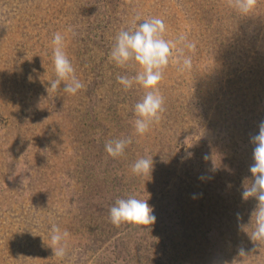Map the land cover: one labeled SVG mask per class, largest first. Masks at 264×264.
Wrapping results in <instances>:
<instances>
[{
  "label": "rangeland",
  "instance_id": "374dc122",
  "mask_svg": "<svg viewBox=\"0 0 264 264\" xmlns=\"http://www.w3.org/2000/svg\"><path fill=\"white\" fill-rule=\"evenodd\" d=\"M152 17L163 19L166 40L184 35L196 44L194 52L185 49L192 68L180 70L174 48L159 84L165 111L135 146L152 158L150 174L135 187L127 181L136 161L129 154L130 162L117 158L121 179L89 192L76 168L80 156H94L81 134L84 110L93 106L104 124L93 127L94 134L105 141L135 133L133 108L145 90L134 85L125 91L116 77L137 67H117L109 54L120 30ZM56 32L84 84L75 95L64 93L63 84L48 91ZM90 78L97 81L88 95ZM261 122L264 0L247 14L229 0H0V264H150L157 256L152 243L177 256L164 258L166 264L192 263L205 249L217 262L214 216L231 219L230 225L243 221L233 249L252 260L244 255L240 264H264V242L251 239L257 201L242 198L254 162L250 138ZM219 166L227 176L219 170L210 176ZM225 178L228 184L219 187L226 199L218 204L213 188ZM130 196L147 200L154 224L109 221L115 201ZM53 224L69 233L63 259L50 247ZM205 236L207 247L198 242ZM141 253L149 259H137ZM222 261L239 264L234 251Z\"/></svg>",
  "mask_w": 264,
  "mask_h": 264
},
{
  "label": "clouds",
  "instance_id": "9594fccd",
  "mask_svg": "<svg viewBox=\"0 0 264 264\" xmlns=\"http://www.w3.org/2000/svg\"><path fill=\"white\" fill-rule=\"evenodd\" d=\"M230 6L242 14L252 11L257 0H229ZM166 25L163 19L152 17L140 23H133L128 29L120 30L113 47L110 50L109 59L117 67L135 65L137 71L133 75H118L117 82L125 91L139 85L145 90L141 100L133 108L134 119L132 126L137 135H144L150 131L154 123H158L165 111V100L159 91V84L163 79L164 71L173 57V49H176L175 62L181 71L192 68V58L185 54V49L192 52L196 49L194 42H188L186 36L181 35L175 41L164 38ZM53 55L52 63L55 79L49 81L48 91L56 92L61 84L63 92L75 95L84 88V84L76 78L75 69L63 50L64 36L56 32L52 38ZM180 45V47H177ZM131 136H125L105 142V151L108 156L118 158L124 155L125 149L132 143ZM254 145L252 159L249 166L251 180L245 178L243 183L242 198L248 200L254 198L257 205L251 213V239L264 242V122L259 125L258 134L250 138ZM153 162L151 157L138 158L131 166L134 175H149ZM195 198V197H193ZM147 200L130 196L118 198L109 209V221L114 226L121 224L152 225L156 217ZM69 237L67 230H61L53 224L50 228V247L54 257L63 259L67 255L65 241ZM239 254L245 255L243 249Z\"/></svg>",
  "mask_w": 264,
  "mask_h": 264
},
{
  "label": "trees",
  "instance_id": "16d2710c",
  "mask_svg": "<svg viewBox=\"0 0 264 264\" xmlns=\"http://www.w3.org/2000/svg\"><path fill=\"white\" fill-rule=\"evenodd\" d=\"M92 75L94 77L95 73L92 72ZM97 81V79H91L90 78V83L86 89V94L89 95V93L92 92V88L95 84V82ZM91 88V89H90ZM82 119H84V123L82 124L84 129V133L81 132V128L79 127V131L81 132L82 136L84 137V143H89L90 148L92 149L91 155H94L92 157H89L86 154H83L82 156L79 157V159L77 160V165L79 167L76 168H80V173L82 175V179L83 178H87V182L85 183V189L87 187V190L89 189V192H95L96 189L98 190L100 187H98L101 183H103V181H106L107 179L111 178V181H118L120 178L121 172L118 169V164H117V158H112L110 156H108V154L105 151V140L103 138L97 137L96 134H94L93 131V127H100L104 129V124L101 123V121L98 118L97 112L94 111L93 106H86V111L84 110V116L82 117ZM82 127V126H81ZM125 136H131L132 137V143L125 149V153L123 156H121L123 158V160L125 162H128L129 159L127 158V156L130 154V160H137L140 156L143 157L141 151H137L135 149V146L137 147V145H139L142 140L140 139V136H138L136 133H132L131 135H127L126 133L123 135V137ZM120 138V137H119ZM172 143V142H171ZM93 158H97L98 162L96 163L95 161H92ZM119 158V157H118ZM130 162V161H129ZM105 166V167H104ZM222 167L219 166L217 167L216 170L211 169L209 170V174L210 176H212V173H216L217 174V170L220 171V173L222 174V176H227L226 172L222 171ZM173 171L175 170L174 167L172 169ZM143 178V176H138V175H134L132 174L130 177H128L126 180L129 181L130 183H132L134 185V187L136 186V183L141 182L140 180ZM224 182L227 183H221L219 185H217L215 188H213V194L216 196L218 200H216V202L218 204H220L222 201H225L226 197L224 194V190L223 188L221 189V187L219 186H226L228 184L229 179H223ZM114 184H116V182H113ZM88 185V186H87ZM223 196V197H222ZM92 201H98V199L92 198ZM94 202H92L91 207H94L95 205L93 204ZM215 218L216 223H214V221H211L212 224V228L213 226H215L216 228L212 229L213 231L216 232L217 236L215 237V243H219L220 244V251L218 252V254H220V259L217 262H214V260L212 259V255L211 253L208 251L207 249L204 250V253H202V255H198L197 257L194 259V261L192 263H190L189 261H185L184 263H180V261H178L176 264H222L223 263V259L226 260L227 256H232V252L234 251V255L237 257V259L239 260V264L243 261V257H241V255L239 254L240 250L237 248L236 250L233 249V244H234V240L236 236H239V231H241V225L243 224V221H237L239 223H237L235 220H233L232 225L229 224L230 220H226V221H221L219 220V217ZM219 220V222L217 221ZM211 224L209 223V229H211ZM142 226V227H141ZM139 227L141 228H145L147 227V225H139ZM207 228V227H206ZM211 230V231H212ZM89 238V236L87 237ZM163 240L166 239V236L163 235ZM162 240V241H163ZM206 236L203 237V239L201 241H198L201 245L207 247L206 245ZM170 242V241H168ZM197 242V240H196ZM150 248H153V252L155 254H157V256L155 258L152 259L150 264H166V260L169 261H175V257H177L176 255H169L167 256V248L165 245H161V248H157L156 244H153L150 246ZM245 256L246 258H250V256H248V252L245 251ZM129 252L127 251L126 255ZM112 255H116L115 251L111 252ZM140 258V261L149 259V256L146 254L141 253L140 256H137V259ZM166 258V260L164 259ZM136 259V260H137ZM252 260V257L250 258ZM147 262V261H145ZM169 264V262L167 263Z\"/></svg>",
  "mask_w": 264,
  "mask_h": 264
}]
</instances>
